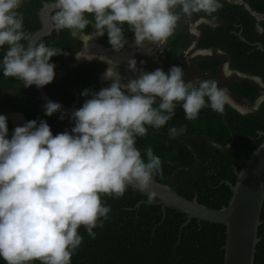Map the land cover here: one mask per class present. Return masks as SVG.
<instances>
[{
  "label": "clouds",
  "instance_id": "9594fccd",
  "mask_svg": "<svg viewBox=\"0 0 264 264\" xmlns=\"http://www.w3.org/2000/svg\"><path fill=\"white\" fill-rule=\"evenodd\" d=\"M24 0H0V73L22 81L23 87H44L56 72L51 58L63 50L44 41L32 43L19 11ZM53 20L83 42L77 60H91L90 41L107 33L119 52L127 44L125 26L135 44L151 51L172 35L182 17L213 13L221 0H54ZM91 25L94 32H87ZM5 46H7L5 48ZM66 54V53H65ZM109 66L103 73L111 83L98 91L84 89L90 97L76 109L70 130L53 134L44 119L16 126L9 137L8 117L0 114V258L6 264H72L83 242L81 226L91 237L103 227L111 211L104 195L119 198L130 185L148 193L162 170L161 158L137 138L149 127L159 129L182 107L187 120H195L205 107L224 113L233 104L227 88L215 79L186 80L183 67L173 65L146 71L130 58L125 77L119 62L104 55ZM145 61H140L144 64ZM62 105L48 101L45 114L60 112ZM61 113L60 119L65 118ZM170 136L186 131L171 126Z\"/></svg>",
  "mask_w": 264,
  "mask_h": 264
},
{
  "label": "trees",
  "instance_id": "16d2710c",
  "mask_svg": "<svg viewBox=\"0 0 264 264\" xmlns=\"http://www.w3.org/2000/svg\"><path fill=\"white\" fill-rule=\"evenodd\" d=\"M44 1L53 0H24L21 5L19 11L24 15L28 32L40 26L38 11ZM245 1L254 12L264 15V0ZM205 16L207 21L198 25L195 48L219 49L228 55L232 70L260 77L262 86L248 80L227 84V89L239 102L254 104L264 92V50L252 43L264 45V18L258 20L244 3L232 0H221V7ZM125 27L126 38L133 37L134 33ZM92 30L91 25L86 29L87 32ZM240 32L246 41L240 38ZM40 41L63 50L51 58L56 65V76L46 87L53 98L69 104L78 92L80 108L90 98L81 95L84 89L98 91L105 87L100 75L106 65L99 59L76 64L75 52L82 41L67 29L53 30ZM101 41L111 46L107 33ZM190 42L189 34L178 31L159 55L171 59ZM3 55L4 50L0 49V58ZM198 64L203 70L217 72L220 62L209 58L200 59ZM58 69L62 75L58 74ZM0 85L12 98L13 110L22 112L26 121L46 120L54 135L73 127V121L66 115L60 119L58 112L51 116L45 114L34 85L25 88L22 81L2 73ZM181 125H186V131L170 136L169 127ZM8 128L11 137L15 126L9 118ZM261 132H264V98L257 108L245 113L233 106H226L224 113L205 107L195 120H187L184 110L177 105L175 115L165 126L149 127L148 133L138 137L136 143L142 153L151 147L161 158L162 170L155 180L168 183L186 198L197 197L200 203L218 209L227 205L232 196L226 181L235 183L236 171L264 141ZM103 199L111 207L108 219L103 227L94 229L97 233L94 238L81 226L83 242L72 256V264H224L225 225L192 219L182 226L186 220L184 213L167 207L164 214L160 204L149 203L146 193L132 187L119 198L104 195ZM261 221L254 264H264V205ZM0 264L6 262L0 258Z\"/></svg>",
  "mask_w": 264,
  "mask_h": 264
},
{
  "label": "water",
  "instance_id": "95a60500",
  "mask_svg": "<svg viewBox=\"0 0 264 264\" xmlns=\"http://www.w3.org/2000/svg\"><path fill=\"white\" fill-rule=\"evenodd\" d=\"M232 1L244 3L247 9L256 15L258 20L264 18V15L254 12L247 1ZM56 11L54 0L43 2V5L38 11L40 26L30 32L32 43L44 39L53 30L59 31L55 27L53 20V14ZM203 21L205 22L207 20L205 19ZM200 22L202 21H199L198 24ZM198 35L199 30L196 29V38ZM239 36L243 41H246V38L241 32ZM252 44L264 50V45L260 42ZM255 77L259 80L261 79L258 76ZM34 87L37 92V97L43 106L48 101L58 102L62 105V109L58 113L61 114L63 112L69 118L78 109V92L75 94V100L68 104L53 98L46 86L37 87L34 85ZM261 100L263 98L259 100L253 109L257 108ZM232 105L238 108L234 103ZM238 110L242 113L247 112L240 108ZM261 134H264V132H261ZM226 183L232 190V196L227 205L218 209L200 203L197 197L193 199L186 198L175 191L168 183H162L157 180H155V183L150 189L155 192V199L151 203L160 204L164 214L166 213L167 207L184 213L186 220L182 226L187 225L192 219H197L199 222L204 221L225 225L224 264H254L256 246L260 239L258 229L262 223L261 213L264 205V141L252 151L243 167L239 171H236L235 183L229 181H226ZM129 187L139 190L135 185H130ZM144 193L148 195L147 192Z\"/></svg>",
  "mask_w": 264,
  "mask_h": 264
},
{
  "label": "rangeland",
  "instance_id": "374dc122",
  "mask_svg": "<svg viewBox=\"0 0 264 264\" xmlns=\"http://www.w3.org/2000/svg\"><path fill=\"white\" fill-rule=\"evenodd\" d=\"M203 19H207L204 12L200 13H194L190 17H182L181 21L178 23L179 28L176 27L172 35L167 39V41L161 45V46H154L152 45V49L149 52L147 49L141 50V52L138 54L139 48L136 46V44H132V47H134L133 50H137V64L138 67H141L145 69L146 71H153L156 68L162 67L166 72L169 70V68L173 65L181 66L184 69L185 72V79L186 80H194L196 77H199L201 79H215L218 81L219 85L221 87H225V83L227 82L228 78L227 75L229 74V71L225 69L226 66V60L227 57L223 54H219L215 49H209V50H203V51H194L191 49L192 41L194 42V38L196 37V26L199 21H203ZM214 22V21H212ZM184 32L189 34L191 37L190 44L180 49L179 52L176 54L175 57L171 59H164L160 57L159 53L161 50L165 47V45L169 42V40L177 34V32ZM135 42V40L133 41ZM132 52L134 53V51ZM131 51V50H130ZM90 52L92 54L95 53L94 47H90ZM217 58L220 62V66L217 70V72H213L211 70H202L199 67V60L200 59H209V58ZM140 61H145L144 64H140ZM127 76L131 75L130 71L127 69ZM229 80H248L256 82L259 86H262L263 83L261 80L255 77L254 80L244 78L242 76H234L230 78ZM228 80V81H229ZM230 92V91H229ZM232 96V92H230ZM261 98H264V92L263 94L257 98L256 102L254 104H251L247 101L237 102L235 98L232 96L233 103L240 108L241 110L249 111L253 109L259 100Z\"/></svg>",
  "mask_w": 264,
  "mask_h": 264
},
{
  "label": "flooded vegetation",
  "instance_id": "af4514ba",
  "mask_svg": "<svg viewBox=\"0 0 264 264\" xmlns=\"http://www.w3.org/2000/svg\"><path fill=\"white\" fill-rule=\"evenodd\" d=\"M203 20H205V19H203ZM202 22H204V21H202ZM199 24H197L196 29H198V25ZM91 32H94V29ZM102 36H96V37H94L90 41V46L89 47H94V50H95L94 57H96V58H93V59H99L98 58L99 55H104V56H107V57L112 58L114 60H117L119 62L118 70L121 72V74L123 76L127 77V72H126V70H127V61L130 58H135L136 59L137 58V55L141 52V49H139L138 50V54H136L137 53V50L136 49L133 50L134 47H132V44H135V42H133L135 40V37L134 36L133 37L132 36H128L126 38L127 39V44L125 45V47L123 49H121L119 52H117V51H115L112 48V46H107V45H105L101 41ZM191 44H192L191 49H193L194 51L207 50V49H196L195 48L196 37L194 38V42L192 41ZM82 47H83V42L81 44L80 49ZM151 49H152V47H151ZM212 49H215V48H212ZM132 50L134 51V53L132 52ZM215 50L219 54H223V55H225L227 57L225 69L227 71H229V74L227 75L228 80L230 78L234 77V76H242L244 78H248V79H251V80H254L255 79V76L247 75V74H244L242 72H239V71H236V70H232L229 67V61H230V59H229L228 55L225 52H223V51H219V49H215ZM211 58H213V57H211ZM84 61H89V60L88 59H85V58H81V59L77 60L76 57H75V63L76 64L81 63V62H84ZM102 62L106 65V68L109 66L105 61H102ZM219 66H220V64H219ZM57 72H58L59 75H62L63 74V72L60 69H58ZM104 72H102L101 75H100V82L105 87H107V86L110 85L111 81L110 80H105L103 78V73ZM228 80L225 83V87L226 88H227V84L228 83L237 81V80H229V81ZM239 81H241V80H239ZM232 96L235 98V100L237 102H239V100L236 98V96L234 94H232ZM231 106H233V105H231ZM233 107H235V106H233ZM236 109H238V108H236ZM0 114L6 115L9 118V120L11 121V123L13 124V126H15V127L16 126H22L26 122V117H25V115L22 112H16V111L13 110V107H12V98L7 94V90L4 87H3V89L2 88L0 89Z\"/></svg>",
  "mask_w": 264,
  "mask_h": 264
},
{
  "label": "bare ground",
  "instance_id": "6f19581e",
  "mask_svg": "<svg viewBox=\"0 0 264 264\" xmlns=\"http://www.w3.org/2000/svg\"><path fill=\"white\" fill-rule=\"evenodd\" d=\"M131 57V56H130ZM17 119V118H16Z\"/></svg>",
  "mask_w": 264,
  "mask_h": 264
}]
</instances>
